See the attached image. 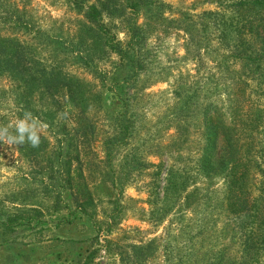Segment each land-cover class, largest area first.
Instances as JSON below:
<instances>
[{
	"label": "rangeland",
	"instance_id": "rangeland-1",
	"mask_svg": "<svg viewBox=\"0 0 264 264\" xmlns=\"http://www.w3.org/2000/svg\"><path fill=\"white\" fill-rule=\"evenodd\" d=\"M233 1L154 0L134 21L115 10L110 51L74 0H0V40L29 59L0 68V125L24 111L49 125L39 147L0 143V264H264V87L226 57ZM49 72L77 85L75 102L41 94L31 78ZM210 121L223 126L212 164L231 153L247 170L232 195L224 173L199 169ZM57 138L73 187L59 193Z\"/></svg>",
	"mask_w": 264,
	"mask_h": 264
},
{
	"label": "trees",
	"instance_id": "trees-1",
	"mask_svg": "<svg viewBox=\"0 0 264 264\" xmlns=\"http://www.w3.org/2000/svg\"><path fill=\"white\" fill-rule=\"evenodd\" d=\"M91 3H86L87 0H74L78 3V10H83L82 17L84 18L86 24L90 26L85 28V32L88 33V37L100 38L99 36L103 35L108 36L106 32V26L103 23L104 16H110V14L117 10L120 13L119 16L125 15L126 17L132 18V21L135 20L137 10L147 9L152 7L155 3L154 0H91ZM232 11L234 14L233 20L234 24L231 27V37L233 39L232 45L229 47L228 55L233 60H238L243 62V66H249L255 73H257V78L248 77V81H255L256 85L264 87V0H235L232 3ZM124 19L122 21H124ZM133 24L130 23L127 25V30L129 31L130 27L132 28ZM133 30V29H131ZM110 36V35H109ZM228 37L227 35L222 36L224 40ZM4 43H7L4 46ZM93 44V43H92ZM105 46L109 48L110 51L116 50L108 45L107 39L105 37ZM118 50V49H117ZM81 51H76V53ZM0 55H3L4 58L0 61V68L8 67L16 69H26V64H29V59L26 57L24 52H21L20 47H17L15 44L0 40ZM134 60V55H131L129 64L132 65ZM28 61V62H27ZM85 67L87 72L95 76L96 71L92 67H89L85 62ZM52 73H46L40 75L37 78H31L33 84L39 85L42 89L41 94L46 95L47 98L51 101H54V94L60 93L61 98L65 101L75 102L76 92L78 91L77 85L71 80H62L58 77H54ZM230 80H232L230 78ZM237 82L239 79H236ZM103 83V80L101 81ZM45 96V97H46ZM211 123V124H210ZM208 126V131L206 134V143L202 148V154L199 161V169L201 175L205 178H209L213 173L222 174L227 186L229 187V194H233L238 191L239 185L243 186L242 180L247 177V170L244 167L238 169L239 165H235L230 162L231 153L228 155V160L225 161V156H219L217 160V166L212 164V157L214 153V146L218 139V136L221 135L223 126L220 121H210ZM243 125V123H242ZM122 132H127V126L118 127ZM226 130V129H225ZM227 132V130H226ZM222 143L225 146H230L229 138L226 135H223ZM56 146L53 151L50 153V159L48 160V169L49 176L47 178L51 181V184L48 186L59 193L62 189L68 187L70 190H73L71 185V166L70 159L67 158L68 144L64 145V139H55ZM52 154V156H51ZM261 160L264 163V151L261 155ZM227 159V158H226ZM110 161V160H109ZM107 162L110 165V162ZM219 161H221L219 163ZM230 162V166L227 169L225 164ZM221 164L224 169H221ZM244 166V165H243ZM214 167V168H213ZM217 167V168H216ZM214 175V174H213ZM67 185V186H66ZM229 200V199H227ZM234 202L229 200L228 207L232 208ZM239 210H245V201L238 203ZM263 207V205H262ZM82 211V209H79ZM233 211V210H232ZM73 213V212H72ZM261 226H264V221L261 222ZM264 230H262V235ZM260 237V234H259ZM262 238V237H260ZM262 240V239H261ZM258 250V248H256Z\"/></svg>",
	"mask_w": 264,
	"mask_h": 264
},
{
	"label": "clouds",
	"instance_id": "clouds-1",
	"mask_svg": "<svg viewBox=\"0 0 264 264\" xmlns=\"http://www.w3.org/2000/svg\"><path fill=\"white\" fill-rule=\"evenodd\" d=\"M67 117L68 113L58 114ZM49 129L48 123L33 115L31 111H24L12 124L0 125V143L8 146L29 144L31 147H39L41 137Z\"/></svg>",
	"mask_w": 264,
	"mask_h": 264
}]
</instances>
